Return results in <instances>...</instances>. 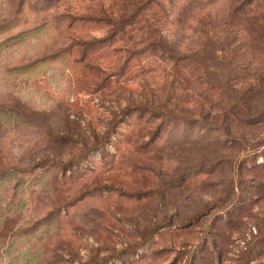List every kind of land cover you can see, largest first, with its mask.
Here are the masks:
<instances>
[{
  "label": "rangeland",
  "instance_id": "374dc122",
  "mask_svg": "<svg viewBox=\"0 0 264 264\" xmlns=\"http://www.w3.org/2000/svg\"><path fill=\"white\" fill-rule=\"evenodd\" d=\"M262 14L0 0V264H264Z\"/></svg>",
  "mask_w": 264,
  "mask_h": 264
},
{
  "label": "trees",
  "instance_id": "16d2710c",
  "mask_svg": "<svg viewBox=\"0 0 264 264\" xmlns=\"http://www.w3.org/2000/svg\"><path fill=\"white\" fill-rule=\"evenodd\" d=\"M261 17L264 18V14H262ZM259 117H264V113L257 114V118H259ZM238 207H240V206H238Z\"/></svg>",
  "mask_w": 264,
  "mask_h": 264
}]
</instances>
